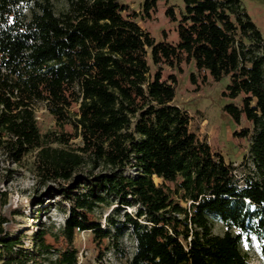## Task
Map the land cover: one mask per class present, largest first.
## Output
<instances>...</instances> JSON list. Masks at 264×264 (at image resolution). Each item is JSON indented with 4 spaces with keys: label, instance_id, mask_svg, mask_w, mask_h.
<instances>
[{
    "label": "trees",
    "instance_id": "obj_1",
    "mask_svg": "<svg viewBox=\"0 0 264 264\" xmlns=\"http://www.w3.org/2000/svg\"><path fill=\"white\" fill-rule=\"evenodd\" d=\"M158 1L143 0L139 15ZM182 1L178 17L174 5L165 11L177 22L173 43L156 42L120 0H65L58 13L52 0H0V154L11 163L33 154L38 183H52L45 196L67 204L63 227L41 225L31 252L15 251L21 241L0 215L10 255L1 264H79L77 231L105 248L129 232L128 264H251L242 249L251 234L264 252V38L240 0ZM183 60L215 81L230 78L224 96L239 102L223 110L250 123L234 132L249 141L240 177L173 102L176 78L162 65ZM39 103L74 132L41 133ZM110 207L102 227L94 212Z\"/></svg>",
    "mask_w": 264,
    "mask_h": 264
},
{
    "label": "rangeland",
    "instance_id": "obj_2",
    "mask_svg": "<svg viewBox=\"0 0 264 264\" xmlns=\"http://www.w3.org/2000/svg\"><path fill=\"white\" fill-rule=\"evenodd\" d=\"M55 11H64L67 7L65 0H52ZM127 5L129 12L132 10L137 14V22L141 28L148 31L156 42L166 40L175 42L177 40V22L166 16L168 6L174 5L176 16L183 10L182 0H159L155 10L149 15L141 13L143 0H120ZM241 6L255 23L264 38V0H240ZM150 72L154 73L156 66H153L150 59ZM163 77L174 75L175 98L174 103L185 109L191 116L190 129L199 138L205 139L212 150L220 152L226 162H232L236 167L235 173L240 177L244 174V155H247L248 138L235 136V131L250 128V123L242 117L236 123L223 110L227 103H238L239 98L230 99L224 96L229 76H223L220 80H213L206 71H197L194 61L183 60L179 66L162 65ZM194 74L195 81L191 80ZM35 116L41 133L52 132L59 135L73 133V128L65 124L58 126L55 119L43 104L35 106ZM80 138H73L68 141V147H77ZM126 172L133 171L128 168ZM156 184L163 183L173 188L170 182H163L160 178L154 177ZM52 184V183H50ZM38 183L33 172V154L27 155L20 163H11L0 154V215L7 218L8 226L12 225L10 238L21 241V245L15 248L24 252H31L33 246V234L45 225L53 234L58 233L63 227L67 212L66 203H62L60 197L52 195L48 199L47 186ZM177 200V198L175 197ZM34 200L42 202L35 205ZM184 206L185 203L181 202ZM113 207V206H112ZM110 208H97L94 212L95 219L100 221L102 227L106 226V215L112 210ZM132 211L133 208H126ZM123 211H120L122 214ZM213 232L222 234L224 226L217 218H211ZM51 243L58 244L52 237L47 238ZM74 246L78 249L79 264H128L135 250V241L129 232H126L117 243L110 241L107 248L93 240L90 231H77L74 238ZM242 249L248 253L251 264H264V252L261 249L259 239L253 234L249 241L242 243ZM8 255L0 246V264L6 260Z\"/></svg>",
    "mask_w": 264,
    "mask_h": 264
}]
</instances>
